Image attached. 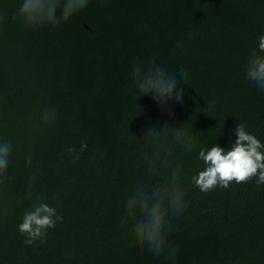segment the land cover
Instances as JSON below:
<instances>
[{
    "label": "trees",
    "instance_id": "trees-1",
    "mask_svg": "<svg viewBox=\"0 0 264 264\" xmlns=\"http://www.w3.org/2000/svg\"><path fill=\"white\" fill-rule=\"evenodd\" d=\"M18 4L0 0V138L14 143L0 180V264H264V184L201 192L188 180L203 167L195 153L177 151L187 205L170 217L174 259L148 250L124 207L139 166L165 181L143 139L165 124L186 123L199 147L227 146L238 122L264 142V92L242 71L264 33V0H89L39 29L13 18ZM159 48L187 70L183 103L131 87V65ZM37 198L62 219L25 245L17 225Z\"/></svg>",
    "mask_w": 264,
    "mask_h": 264
},
{
    "label": "clouds",
    "instance_id": "clouds-1",
    "mask_svg": "<svg viewBox=\"0 0 264 264\" xmlns=\"http://www.w3.org/2000/svg\"><path fill=\"white\" fill-rule=\"evenodd\" d=\"M89 0H19L14 19L24 27L39 29L56 26L73 15L83 11ZM190 36L191 31L187 30ZM257 43L250 49L242 67L244 78L264 92V33L257 36ZM131 87L136 97L150 93L158 98L169 96L177 103H183L184 90L178 84H186L187 70L179 56L164 48L152 54L147 63H133L129 69ZM56 118V109L46 108L41 119L46 122ZM235 134L225 147L214 143L208 148L199 147L198 137L193 129L183 123L176 127L165 126L157 135L150 131L144 137L145 151L158 169L166 173L164 183H158L154 170L139 166L126 187L124 207L134 212L145 246L155 255L165 254L174 259L177 248L167 239L171 230L170 217L180 216L186 205L185 174L177 159V151L195 153L202 169L188 178L201 192L215 187L227 188L230 182L241 183L255 178L257 186L264 184V142L238 122L231 130ZM14 153L11 139L0 138V180L7 176ZM31 163V155L26 157ZM35 174L29 180V187L35 181ZM62 217L55 207L37 198L28 208L17 230L24 237L25 245L42 241L47 231L54 228Z\"/></svg>",
    "mask_w": 264,
    "mask_h": 264
}]
</instances>
